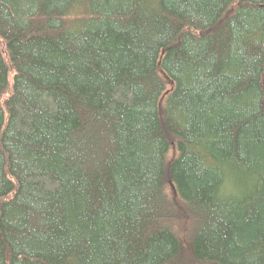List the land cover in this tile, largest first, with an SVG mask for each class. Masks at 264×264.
<instances>
[{"label":"trees","instance_id":"obj_1","mask_svg":"<svg viewBox=\"0 0 264 264\" xmlns=\"http://www.w3.org/2000/svg\"><path fill=\"white\" fill-rule=\"evenodd\" d=\"M0 264H264V0H0Z\"/></svg>","mask_w":264,"mask_h":264}]
</instances>
